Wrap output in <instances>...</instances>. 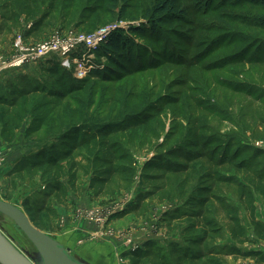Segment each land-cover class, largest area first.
Segmentation results:
<instances>
[{
    "label": "rangeland",
    "instance_id": "374dc122",
    "mask_svg": "<svg viewBox=\"0 0 264 264\" xmlns=\"http://www.w3.org/2000/svg\"><path fill=\"white\" fill-rule=\"evenodd\" d=\"M114 1L100 11L103 15L87 11L97 7L95 0H60L53 10L46 0L25 1L37 10L29 20L22 5L0 0V112L9 111L4 102L21 90L57 91V78L46 70L57 63L67 70L70 88L57 110L60 116L70 121L73 111L81 110L76 125L91 134L104 127L132 128L114 139L118 156L128 159L115 165L120 175L102 191L99 185L92 190L91 162L98 150L77 151V189L65 181L67 197L57 199L48 194L42 172L24 178L10 172L24 157L59 148L73 126L28 136L34 120L28 111L13 142L0 136V199L23 210L26 200L43 208L36 227L77 259L94 264H136L150 247L172 264H264V241L242 204L249 175L227 163L249 162L257 164L254 172L264 171V30L254 25L264 10L221 0L200 8L197 0H182L187 19L153 30V9L161 0ZM132 27L145 38L134 35ZM117 31L135 46L134 65L128 64L123 76L83 74L76 61L66 67L58 56L10 67L20 55V37L25 47L34 48L56 35ZM157 33L160 41L153 38ZM92 60L98 63L95 51ZM99 63L103 68L106 60ZM147 164L159 170L145 172ZM254 204L255 218L264 224V198L256 194ZM236 225L246 241L234 240ZM0 230L29 259L39 260L33 244L2 214Z\"/></svg>",
    "mask_w": 264,
    "mask_h": 264
},
{
    "label": "trees",
    "instance_id": "16d2710c",
    "mask_svg": "<svg viewBox=\"0 0 264 264\" xmlns=\"http://www.w3.org/2000/svg\"><path fill=\"white\" fill-rule=\"evenodd\" d=\"M15 1L19 5H22L26 10L24 14L28 16L29 20H33L37 17V10L33 5L24 4L25 1L29 3H36V0H11ZM50 2V8L53 10L55 4L60 0H46ZM76 0H68L70 4H73ZM223 5L248 3L264 10V0H221ZM114 3V0H95L96 6L87 9L89 13H96L103 15L102 12L107 3ZM200 8L204 5L209 6L212 0H197ZM31 9V11L29 10ZM188 16V12L182 9V0H161L158 5L153 9V30L163 27L164 25H170L172 23H178L185 21ZM254 25L264 30V16H260L254 20ZM132 33L144 37L146 33L141 29L132 27ZM154 39L161 40L159 33L152 34ZM145 38V37H144ZM135 46L131 42L129 35L121 33V31L114 32L106 37L103 43H101L95 50V54L99 60H106V65L101 67L102 64L97 61L93 63V68L90 70V76H97L111 78L112 75L123 76L124 73H128V64H133L135 61ZM46 70L55 78L58 82V90L55 92L47 93L45 89L33 88L32 90H21L15 93V97L12 100L4 102V105L9 109L7 112H0V136L5 142L11 143L15 138V131L19 129L24 122V118L27 112H31L34 115V120L28 129V136L42 131L44 128L54 129L53 132H60L66 127H71V131L65 132V136L60 144V147L46 151L42 150L28 157H24L19 163H17L10 176H16L24 178L27 175H33L36 172H42L43 177L47 178L48 194L55 196L57 199L66 198V181L72 189H77L78 181V164L75 161V154L80 150H98L94 159L91 162L94 169L95 177L91 181V189L95 190L96 186H100L99 190L102 191L104 187L111 183L112 179L117 175H120V169L115 165L120 163H126L128 159L126 156H118V147L114 144V139L124 136L132 128L131 126H116L115 128L104 127L98 132L91 134L88 128H79L76 125L79 119L82 117L81 110H74L73 117L69 121V118H65L64 115L60 116L57 110L60 107L61 101L66 99L69 95V89L66 87L65 74L67 70H63L57 63L49 65ZM124 71V72H122ZM106 75V76H105ZM112 79V78H111ZM147 124L148 120L145 121ZM132 125V124H131ZM134 125V123H133ZM81 129V130H80ZM195 148L197 142L192 143ZM233 167L237 168L239 172L247 173L249 175V183L243 186L242 189V204L249 211L251 215L252 225L255 228L256 235L264 241V224L258 222L255 218V195L259 194L264 198V171L254 172L253 168L256 165L252 163L236 164L233 160L228 161ZM155 164H147L145 166V172L159 170ZM149 177V176H148ZM151 180V178H148ZM205 192V191H203ZM24 211L35 225V221H40L41 216L46 212L43 208L37 207L26 200L24 202ZM36 226V225H35ZM234 240H245L246 236L244 230L236 225L233 230ZM150 247V246H148ZM177 251V250H176ZM236 257H245L238 251H232ZM180 255H185L182 250ZM156 254L152 251L151 247L148 251L139 254L140 258L136 264H146L147 260H153V264H172L167 259L165 254ZM154 257V258H153ZM188 261H195L191 256H186ZM141 263H140V262ZM187 262V261H186Z\"/></svg>",
    "mask_w": 264,
    "mask_h": 264
},
{
    "label": "water",
    "instance_id": "95a60500",
    "mask_svg": "<svg viewBox=\"0 0 264 264\" xmlns=\"http://www.w3.org/2000/svg\"><path fill=\"white\" fill-rule=\"evenodd\" d=\"M0 214L15 224L39 255L38 261H32L0 230V264H91L77 259L61 241L39 230L17 205L0 199Z\"/></svg>",
    "mask_w": 264,
    "mask_h": 264
},
{
    "label": "built area",
    "instance_id": "2783aa9c",
    "mask_svg": "<svg viewBox=\"0 0 264 264\" xmlns=\"http://www.w3.org/2000/svg\"><path fill=\"white\" fill-rule=\"evenodd\" d=\"M107 36L106 32H99L89 36L72 34L67 38L56 35L54 39L39 44L34 48L25 47L23 44L24 39L20 37L17 44L20 55L10 63V67L17 68L39 60L43 62L46 58L53 60L55 56H58L55 59L60 60L62 58L61 62L64 63V66H70L74 60L80 73H88L93 68L94 51L104 42ZM81 48L83 49V56H78ZM90 63H92L91 66H89Z\"/></svg>",
    "mask_w": 264,
    "mask_h": 264
},
{
    "label": "flooded vegetation",
    "instance_id": "af4514ba",
    "mask_svg": "<svg viewBox=\"0 0 264 264\" xmlns=\"http://www.w3.org/2000/svg\"><path fill=\"white\" fill-rule=\"evenodd\" d=\"M94 253H95V252H93L92 255L90 256L91 258H94ZM86 262L91 263V262H93V261H92L91 259H88V261H86ZM91 264H94V263H91Z\"/></svg>",
    "mask_w": 264,
    "mask_h": 264
},
{
    "label": "crops",
    "instance_id": "0c3cea01",
    "mask_svg": "<svg viewBox=\"0 0 264 264\" xmlns=\"http://www.w3.org/2000/svg\"><path fill=\"white\" fill-rule=\"evenodd\" d=\"M13 167V166H12Z\"/></svg>",
    "mask_w": 264,
    "mask_h": 264
}]
</instances>
